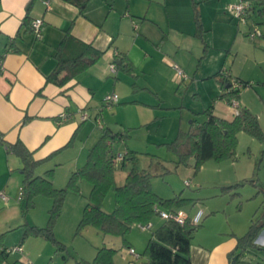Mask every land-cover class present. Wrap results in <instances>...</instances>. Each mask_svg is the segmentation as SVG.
Listing matches in <instances>:
<instances>
[{"label":"crops","instance_id":"0c3cea01","mask_svg":"<svg viewBox=\"0 0 264 264\" xmlns=\"http://www.w3.org/2000/svg\"><path fill=\"white\" fill-rule=\"evenodd\" d=\"M194 3L202 24L199 31L194 20ZM256 13L254 7L246 21L241 22L232 13H225L222 0H90L82 13L62 0H0V55H3L0 57V193L6 196V199L0 197V214L4 215L0 233L17 227L16 230L21 231L28 223L19 206L23 164L18 156L8 151L6 145L9 143L20 140L34 159L44 160L35 173L44 175L46 170L53 169V185L61 188L70 173L84 164L88 150L99 138L92 123L100 130L102 126L111 130L107 124H97L100 108H124L126 111L134 108L136 118L133 117L132 122L123 119L124 123H121L126 137L134 128L145 126L150 120L160 122L159 118L166 116L154 113L152 117H145L140 108L153 111L169 108L171 114L180 109L174 137L178 129H184L181 127L182 108L188 110L189 123L194 113L205 110L231 119L232 107L220 97L221 83L215 75L226 68L232 77L248 81L246 76L257 63L262 71L260 77L264 79V57L261 58L258 52L261 50L253 41H246L239 28V24L244 23L246 30H250L253 27L250 18ZM26 16L30 22L35 18L43 20L40 38L22 23ZM66 30L104 53L87 70L64 85H57L46 78L55 68L54 54ZM11 39L17 51L7 49ZM244 44L255 52L239 58ZM112 62L117 66L121 62L129 63L132 69L128 71L118 66L111 72ZM174 65L182 69L186 78L176 73ZM126 81L131 89L126 91L128 95L123 94L120 87ZM262 88L240 90L236 100L241 108L256 114L259 121L260 113H255L252 108H264ZM248 91L256 98H249ZM112 93L118 94V101L112 107L104 106L105 96ZM81 111L88 113L86 120L81 119ZM64 112L70 117L62 120L60 115ZM116 138L119 144L113 141L115 150L132 151L124 143V135ZM72 139V144L66 147ZM83 186L84 190L90 189V185L83 182L81 191ZM72 193L77 198L76 207L83 206L84 198L79 193ZM204 214L205 221L194 233L190 245L191 264H230L238 233L221 220H211L218 211L206 209ZM156 218L157 221L152 219L150 222L152 230L163 222L158 216ZM142 231L132 238L130 230L125 247L119 237L103 235V245L118 250L116 264H136L128 247L136 253L142 252L150 236L147 237L146 230ZM29 239L19 251H14L22 254L16 261L44 264L45 260L39 261L38 257L51 256L50 246L47 242L39 244L41 250L33 257L29 251L24 252ZM247 253L242 257L243 261H246ZM83 262L88 261L84 259L80 263Z\"/></svg>","mask_w":264,"mask_h":264},{"label":"trees","instance_id":"16d2710c","mask_svg":"<svg viewBox=\"0 0 264 264\" xmlns=\"http://www.w3.org/2000/svg\"><path fill=\"white\" fill-rule=\"evenodd\" d=\"M62 1L75 6L82 13L90 0ZM255 2L254 5L264 4V0ZM193 8L194 20L199 31L202 27L200 13L195 3ZM257 13L259 15L264 14V8L257 6ZM22 23L26 24L27 29L32 31L31 22L28 21L27 16ZM16 35L19 36V33ZM7 45L8 50H18L13 39ZM103 53L91 43H86L74 37L69 30H66L54 54L56 59L55 68L47 76L46 80L57 85H64L95 64ZM2 56L0 55V57ZM118 66H122L128 71L132 69L129 63L124 64L121 62ZM118 66L116 65V67ZM222 70H219L215 75L219 77V82L221 83L222 94L220 97L227 101L232 98L237 100L240 88L232 89L228 76ZM237 80L240 82L241 87L250 85L248 81ZM198 115H203V118H198ZM240 132H245L259 140H264V130H262L258 116L248 108L239 106L237 113L233 112L231 119L218 117L205 110L194 113L188 128L186 130L178 129L176 136L168 145L178 155V164L187 165L189 159L193 158V169L194 173H196L207 160L220 161L235 158L238 134ZM123 135L125 138V132L120 134L112 133L111 130L102 126L101 135L88 150L84 164L70 173L65 186L61 188H56L53 185V169L46 170L44 175L35 173L38 165L44 160L34 159L32 152L20 140L6 145L8 151L18 156L23 164L22 173L24 178L18 192L22 216L26 217L28 210L35 206V198L37 196L43 195L52 199L47 225L38 227L25 223L20 241L17 246L13 247L21 246L29 237L33 236L51 240L54 244H57L59 249H64V246L54 238L53 225L60 213L67 192L81 193V184L83 182H87L90 185V189L85 196L86 203L83 207L76 233H79L87 226H92L104 236L119 237L123 247L128 246L126 237L130 233L132 226L150 223L157 216L156 208L175 211L193 203L192 199L184 198L181 194L171 198L158 196L151 186L153 174L149 169L140 168L137 165L134 151L127 149H125V157L120 166L128 164L129 168L123 183L117 185L114 177L116 167L112 161L114 155L113 141H115L116 137H123ZM72 141L73 139L66 144V147L71 145ZM49 157H46V159ZM237 185L223 186L221 191L223 193L231 191ZM110 191L114 193V203L112 209L106 211L102 206L106 195ZM235 194L238 193L235 192L232 195ZM200 226L201 223L194 226L190 224L189 220L184 224H179L173 219L163 221L156 229L151 230L144 249L139 253L138 259L132 257L133 261L136 264H191L190 245L195 231ZM262 231H264V212H262L261 217L257 221L251 220L247 231L237 237L236 247L230 255V264H250V262L242 260L244 254L249 252V250H261L264 252V246H258L255 243L256 238ZM12 248L5 246L0 236V264L5 263L12 252ZM117 251L113 247L102 245L96 249L93 259L83 262V264H116L115 256ZM11 264H26V262L14 261Z\"/></svg>","mask_w":264,"mask_h":264},{"label":"rangeland","instance_id":"374dc122","mask_svg":"<svg viewBox=\"0 0 264 264\" xmlns=\"http://www.w3.org/2000/svg\"><path fill=\"white\" fill-rule=\"evenodd\" d=\"M238 1L239 0H222L225 13L231 14V12L226 9V6L229 3ZM255 1L258 2L259 0ZM257 6L259 8H264V4L254 5L256 9ZM250 20L253 21V26L260 29L259 31L262 33V36L256 35L254 40H251L248 35L250 30H248V28V31L246 30V25L244 23L239 24V28L242 31L240 33L245 34L244 37L246 41H253V44L259 46L261 51L258 52H260L259 55L262 58L264 57V23H262L264 22V14L259 15L256 13ZM257 43H259V45ZM254 52L253 49L248 50L247 46L244 44L240 48L239 58L253 55ZM261 72L259 64L255 63V65H252L251 71H249V74L246 76L249 78L248 82L250 85L240 87V90L243 91L245 88L252 89L254 87H264V84H262L264 79L260 77ZM259 77L262 80H257L260 79ZM129 86L127 81L120 85L123 94L127 93L128 95L126 91L131 90ZM247 96L253 99L256 98V95L252 91H248ZM133 97L137 96L134 95ZM100 109H102L100 113L101 116L99 117L101 124H107L115 133L123 132L124 126H122L121 123H124V120L126 122H132L133 117L136 118L134 108L130 111H126L124 108H119L117 110H114L115 108L111 110L107 108ZM252 109L255 113H260V124L262 130H264V108ZM155 110L140 108L141 113H143L145 117H152L151 115H154V113L159 116L166 114V116L159 118V120H161L160 122L150 120L147 125L134 128L129 137L125 138L126 141L125 139L123 140L125 141L124 143H127L131 150L134 151L137 158V165L140 168L149 169L153 174L151 178L153 191L161 198H171L177 194H181L184 198L192 199V204L182 208L191 215H193L198 208H201L203 212H205L206 209L218 211L216 217L211 220H221L225 222L226 226L235 229L239 236L243 235L247 231L251 220L257 221L261 217L262 212H264V140H259L245 132H241L238 135L235 158L220 161L213 159L207 160L196 173H194V159L190 158L187 165L178 164V155L168 145L175 135V129L179 121L177 112H179L180 109L176 110L177 112L173 114L170 113L171 109L169 108H156ZM182 110L183 111L180 112L183 117L181 127L186 129L187 123H189V120L186 118L188 110L187 108H182ZM113 112L115 113L113 114ZM130 112H133V116L130 115ZM190 116H192V114H190ZM125 117L129 118L125 119ZM197 117L202 119L203 115H198ZM116 119H121V121ZM92 125L93 128L95 127L96 133H98V137H100L101 130L96 127L95 123H92ZM117 139L118 138L115 139L116 145L119 144ZM124 145L125 144H123V146ZM128 168V164L122 167L119 164L116 167L114 177L117 185L123 183ZM186 182H188V184H186ZM234 184L238 185L231 191L225 193L221 191L223 186ZM85 186H83V191L79 193V196L84 198L86 203L85 196L89 193V190L87 191V186ZM84 187L86 188L85 190ZM72 192L68 191L65 195L60 213L53 225L54 238L64 246V249H59L57 244H54L51 240L32 236L29 237L30 239L28 238V248L24 247L25 254L29 251L32 253L33 257H35V255L37 256L41 250L38 245L47 242L48 246L51 248V256L47 258L45 256L38 257L39 261L45 260V262H43L44 264H83L80 263L81 260L86 259V261H91L93 259L96 253L95 247L103 245V234L92 226H87L79 233H76V228L85 204L76 207L75 200L77 198ZM235 192L238 194L232 195ZM113 196V191H110L106 195L102 206L104 210L110 211L112 209L111 207H113L114 203ZM51 206L52 199L50 197L43 195L37 196L35 198V206L29 209L26 214L29 225L45 227L48 223L49 209ZM3 217L4 215L0 214V221L2 222L4 220ZM205 218L206 216L204 214L202 222L205 221ZM155 220L157 221L158 219L154 217L153 222H155ZM156 223L153 228H155ZM24 227L25 225L21 227V231L16 230L17 227L2 234L0 233L2 243L12 248L13 245L20 241L19 237H21L20 235H22ZM151 230L152 229H147L145 231L147 237L150 235ZM131 232L132 238H136L141 234L140 232L143 231L139 226L134 225L131 228ZM257 241L259 243L257 245L264 246V231L258 235L255 243ZM20 256H22V254L13 251L3 264H11L20 259ZM245 260L251 262V264H264V252L261 250H250Z\"/></svg>","mask_w":264,"mask_h":264},{"label":"built area","instance_id":"2783aa9c","mask_svg":"<svg viewBox=\"0 0 264 264\" xmlns=\"http://www.w3.org/2000/svg\"><path fill=\"white\" fill-rule=\"evenodd\" d=\"M254 2H255V0H254ZM253 8H254L253 0H239L238 2L230 3L226 6V9L229 12H231L232 15L241 22L246 21L247 16L250 14V12L252 11ZM43 27H44V22L41 18H35L31 21V29L37 38L41 37ZM259 30L260 29L256 26H253L252 28H250V31L248 33L249 38L254 39L256 37V35L262 36V33ZM109 67H110L111 72L116 71V64L115 63L112 62ZM174 68L176 70V73L180 77L186 78V75L183 73L181 68H179L177 65H174ZM222 72L226 76H228L229 83H230V86L232 87V89H237V88L241 87L240 82H238L237 79L232 77L226 68H224L222 70ZM117 100H118L117 94L112 93L110 95L105 96L104 101H103V105L106 107H111V105L114 104L115 102H117ZM227 103L232 107L233 112L237 113V108L239 107L237 101L234 98H232L229 101H227ZM80 113H81V119L82 120H86L89 117L88 113L85 111H81ZM60 116H61L62 120L68 119L70 117L69 113H67V112L62 113ZM97 124H99V125L101 124L99 118L97 120ZM113 152H114L113 153L114 155H113L112 161H113V164L115 165V167H117L123 161L126 151L114 149ZM186 184H188V182H186ZM0 197L2 199H6V196L3 193H0ZM156 212H157V216L162 221H165L168 219H173L179 224H184L187 220H189L190 224H192L194 226L201 223L202 217H203V211L201 209H198L192 216H189V214L182 208L177 209L175 211L159 210L158 208H156ZM138 226L142 230H147L151 227V224L148 223V224L138 225ZM20 249H21L20 246H18V247H13L11 250L13 252V251H19ZM128 252L134 259H138L139 254L136 253L133 248H131V247L128 248ZM26 264H31V263L26 262Z\"/></svg>","mask_w":264,"mask_h":264},{"label":"water","instance_id":"95a60500","mask_svg":"<svg viewBox=\"0 0 264 264\" xmlns=\"http://www.w3.org/2000/svg\"><path fill=\"white\" fill-rule=\"evenodd\" d=\"M229 86V85H228Z\"/></svg>","mask_w":264,"mask_h":264}]
</instances>
